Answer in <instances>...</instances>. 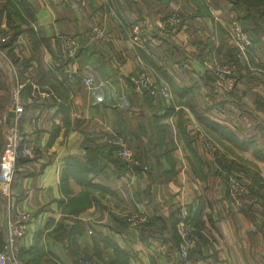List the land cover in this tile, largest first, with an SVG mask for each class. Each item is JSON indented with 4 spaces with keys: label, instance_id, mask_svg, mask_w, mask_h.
Listing matches in <instances>:
<instances>
[{
    "label": "crops",
    "instance_id": "obj_1",
    "mask_svg": "<svg viewBox=\"0 0 264 264\" xmlns=\"http://www.w3.org/2000/svg\"><path fill=\"white\" fill-rule=\"evenodd\" d=\"M234 2L0 0V35L8 15L22 29L0 49V162L13 126L35 154L17 157L0 189V251L7 226L31 216L9 264H264V8ZM171 14L179 24L161 30ZM135 22L149 32L142 47L130 40ZM231 60L240 78L221 92L211 69ZM143 70L153 95L132 82ZM114 137L140 166L117 157ZM230 177L247 187L245 206L230 197ZM135 212L144 226L127 221ZM181 219L195 232L185 257Z\"/></svg>",
    "mask_w": 264,
    "mask_h": 264
},
{
    "label": "built area",
    "instance_id": "obj_2",
    "mask_svg": "<svg viewBox=\"0 0 264 264\" xmlns=\"http://www.w3.org/2000/svg\"><path fill=\"white\" fill-rule=\"evenodd\" d=\"M180 22L179 17L176 14L169 15L164 22L160 24L161 30H167L169 27L175 26ZM96 37L103 35L101 28L95 26L93 28ZM231 35L233 39L237 42L240 48L244 49L250 44V40L247 35L243 32L242 28L235 22L231 24ZM7 40V36H0V46ZM131 42L136 46H143L148 40L147 29L141 22H135L131 27ZM78 43L74 39H69L66 42V50L68 55H72L77 49ZM235 65H230L228 67L220 68L216 71V75L220 78L226 77L225 86L230 88L232 85L231 76L235 73ZM141 73V72H140ZM137 74V76L132 77V82L135 86L148 85L152 88L153 82L148 79L147 75L144 73ZM84 84L90 86L92 81L89 77H85L83 80ZM144 85V86H145ZM140 87V88H141ZM139 88V89H140ZM15 120L16 122L22 117L23 106L21 104L14 105ZM107 144L110 146H115L117 149V157L128 165L140 166V162L136 157V152L128 146L124 141L114 137L107 139ZM5 151L9 152L7 157H4L0 162V189L2 191H9L11 182L14 176V162L16 158L21 155L23 157H34V150L27 145L22 144L20 140V134L17 126H13L6 137L4 143ZM227 188L230 197L234 202L240 206H245L248 198V189L245 184L235 178H228ZM185 215V213H184ZM29 213H20L16 216L15 220L10 223L6 228V241L5 247L0 251V264H9L11 254L14 251L16 240L22 238L26 234L27 224L30 219ZM127 221L133 227H141L147 223V218L142 213H133L127 217ZM176 232L178 236V253L180 256H187L189 250L193 247L195 238L191 228L187 224L186 220L181 219L176 225ZM78 264H100L98 261L87 258H78Z\"/></svg>",
    "mask_w": 264,
    "mask_h": 264
},
{
    "label": "rangeland",
    "instance_id": "obj_3",
    "mask_svg": "<svg viewBox=\"0 0 264 264\" xmlns=\"http://www.w3.org/2000/svg\"><path fill=\"white\" fill-rule=\"evenodd\" d=\"M253 1H255V2H257V3H259L260 5H258V7H263L264 8V0H253ZM168 17V16H167ZM232 21H234V22H238L237 20H232ZM179 24V23H178ZM169 28H171V27H169ZM147 35H148V39H150V36H149V32H148V30H147ZM0 36H2V35H0ZM8 36V35H7ZM233 39V38H232ZM147 42H148V40H147ZM146 42V43H147ZM145 45V44H144ZM143 45V46H144ZM2 46V45H1ZM1 46H0V49H1ZM136 46V45H135ZM140 47H142V46H140ZM230 65H235V67H236V70H235V73H233V75L231 76V78H232V85H231V87L230 88H228V87H226L225 86V79H226V77H222V78H220V77H218L217 75H216V71L218 70V69H220V68H224V67H228V66H230ZM242 67H243V65H241V63H240V61L238 62V61H234V60H231V61H222V62H218V63H216L213 67H212V69H211V76H212V78H213V82H214V85H215V87H216V89L217 90H219V91H221V92H231V91H233L234 89H235V87H236V85H237V82H238V80H239V78H240V72H241V69H242ZM141 73H144V74H146L148 77V79H151L152 80V82H153V86H154V88H152V87H150V86H148V85H145L146 83H143V86L141 87V86H139V85H137V86H135V88L136 89H139L140 87V89L142 90V89H147L148 90V92H149V94H155V92H156V90H155V88H156V83L153 81V79L151 78V76H149L148 74H147V72L146 71H141ZM140 73V74H141ZM145 85V86H144ZM5 143V142H4ZM4 145V144H3ZM210 145L211 144H209L208 143V145H207V147H210ZM210 149L211 150H213V147H210ZM228 180V179H227ZM227 180H226V186H227ZM131 214H133V213H131ZM131 214H129L128 216H130ZM127 216V217H128Z\"/></svg>",
    "mask_w": 264,
    "mask_h": 264
},
{
    "label": "trees",
    "instance_id": "obj_4",
    "mask_svg": "<svg viewBox=\"0 0 264 264\" xmlns=\"http://www.w3.org/2000/svg\"><path fill=\"white\" fill-rule=\"evenodd\" d=\"M232 1H235L233 4L234 7H236L238 4L245 5V6H247V8L248 7H255V6H253L254 4L257 5L256 7H258V5H260L259 3L255 2L253 0H232ZM14 13H16V12H14ZM17 19H19V17ZM25 21L27 22V19L24 17L23 22H25ZM6 22H7V26H8V30H9V36H8V39L2 44L1 47L7 48L9 50V49H11V46H12L13 42L15 41V38L21 32L22 29H20L19 24H16L17 21H15V19L13 17H11L10 15H8L6 17ZM142 90H144L145 92H148L147 89H142ZM18 157H22V156L19 155ZM123 165H124V163H123ZM137 168H139V167H137ZM193 233L195 235V232H193Z\"/></svg>",
    "mask_w": 264,
    "mask_h": 264
}]
</instances>
